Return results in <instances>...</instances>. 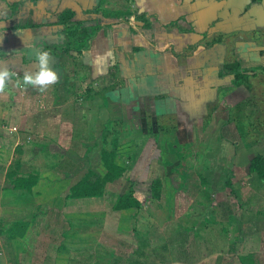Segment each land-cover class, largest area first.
I'll use <instances>...</instances> for the list:
<instances>
[{"label": "crops", "instance_id": "crops-1", "mask_svg": "<svg viewBox=\"0 0 264 264\" xmlns=\"http://www.w3.org/2000/svg\"><path fill=\"white\" fill-rule=\"evenodd\" d=\"M95 25L98 31L80 52L74 47L63 50L68 32ZM34 48L51 53L60 82L44 93L31 87L15 88L13 83L8 92L0 94V217L5 212L19 213L23 191L14 189L13 181L36 176V171L22 172V167L34 163L38 156L50 157L41 153L43 144L38 140L62 153L84 149L87 161H101V134L106 123L111 126L117 120L123 127L118 130L122 142L130 146V159L125 163L131 168L134 196L142 206L126 211L112 208V217L97 218L89 227L98 242L124 240L131 264H147L154 247L168 246V239L160 240L164 235H151L142 214L150 182L162 180L161 168L170 166L166 157L174 141L207 140L201 145L202 173L212 186L229 176L232 180L249 178L253 188L244 197L246 203L264 191V183L248 172L253 157L264 158V138L235 150L233 145L241 137L236 125L228 121V107L259 97L260 90L234 88L232 76L221 74L225 64L234 62L264 68V0L260 5L250 0H0V61L8 62L16 73L13 81L22 79L24 71H37ZM249 82L252 87L264 86V73L258 71ZM76 94L82 99L74 104ZM117 110L126 117H118ZM91 131L99 134L94 143L83 138L84 132ZM122 142L118 140L119 145ZM67 158L72 164L81 159L78 155ZM116 161L120 164L118 156ZM76 174L74 170L70 176ZM243 204L245 207V200ZM210 209L212 213L214 208ZM237 212L241 213L238 221L224 226L227 232L220 238V250L214 249L216 225L208 221L204 237L200 235L206 246L202 257L169 263L264 264V211L247 207ZM245 213L254 216L250 220ZM18 224L23 225L24 236L31 229L27 221L13 219L6 225L0 221V230L15 235L7 239L14 245L22 239ZM195 224L196 219L190 223L191 227ZM222 224L220 221V228ZM82 225L69 224L72 232L68 240L80 241ZM13 252L18 258L19 252ZM115 253L110 251L111 256ZM164 261L160 258L158 263Z\"/></svg>", "mask_w": 264, "mask_h": 264}, {"label": "rangeland", "instance_id": "rangeland-1", "mask_svg": "<svg viewBox=\"0 0 264 264\" xmlns=\"http://www.w3.org/2000/svg\"><path fill=\"white\" fill-rule=\"evenodd\" d=\"M259 86L260 88L257 86L252 87L256 92L260 90L259 97H253V109L250 105L245 104L236 112L238 122L243 125V132L246 131L248 126L250 127V123L252 126L253 122L258 126L257 128H262V131H264V86H261V84ZM73 92L79 93L76 90ZM79 99H82V97L76 94L73 97L74 104H77ZM126 115L120 111L117 112V116L123 119ZM117 122L119 125L121 124V120H117ZM109 124L106 123L105 129ZM122 128L121 126V130L120 128L119 130L123 131ZM103 133L100 138L101 148L104 144ZM121 134L122 132L118 135V140L122 142L123 134ZM98 135L94 131L84 132L83 138L86 142L94 143ZM209 136L212 135L209 134ZM172 137L174 139L175 135L173 134ZM74 138H78L77 135ZM38 142L43 144L41 153L46 152L50 157L41 158L38 156L34 163H27L22 167V172H37L35 176L38 178L36 185L29 194H26L25 191L21 192L19 213H15L13 216V214L5 212L0 217V221L4 225L13 219L21 220L27 221L31 229L27 230L25 236V231H22V239L20 241L15 240V245L7 240L14 235L13 232L5 229L0 230V254H5V256L0 255L2 257L0 264H131L127 259L130 258V253L127 252L128 248L124 244V240L118 239L119 241L116 242L112 238H105L98 242L97 239L93 238L94 235L96 236L94 234L96 232L89 227V224L96 222L97 218L103 221L104 216L112 217V208L114 209V205L126 190L131 168L125 162L130 159V146L124 144V141L120 145L117 144L116 156H118L120 165L126 167V172L122 178L108 184L102 197L75 200L67 198L71 187L89 171L102 177L105 173L102 162L97 159L87 161L84 149L73 148L62 153L61 150L53 149L54 147H46L43 139L38 140ZM206 143L207 140L205 139H197L195 143L189 141L186 144L174 141L175 147L171 146L169 158L166 157V159L171 160L168 162L170 166H163L164 168H161L162 171L159 174L162 176V180L159 178V180L150 182V185H154V182L157 181V188L160 192L159 199L154 200L150 195L144 198L143 206L146 210H143V214H141L149 222L150 226L148 228L151 235L155 237L156 232H159L160 236L164 235V237H160L161 241L164 238L168 239V246L154 247L153 250L158 252L161 259L165 260L163 264H170L171 260L192 262L202 257L201 254L206 246L201 244V240H203V231L206 229L205 224H208V221L216 225L213 230L214 249L220 250L222 248L220 238L227 232L224 226L238 221L237 217L241 213L237 211L247 207H256L260 211H264V191L253 197L254 199L247 200V203L244 199V197H248L253 188L252 181L249 178L247 181L243 177L230 180L229 176L227 181L213 182L214 186L207 182L206 178L203 177L202 172H204L205 167L201 162L204 158V150H202L204 147L201 148V145L204 146ZM74 144L76 145L75 141ZM238 145L246 148L247 143L241 138L237 145H233L235 150L239 147ZM36 151L38 150L36 149ZM88 152L91 153L92 151L89 150ZM75 155H78L81 159L73 160L72 164V160L67 157H74ZM82 160H84V164L82 162L77 164V161ZM74 170H77V174L70 176ZM218 172H220V168H218ZM221 172H225L224 167ZM156 174L158 175L157 172L154 173V175ZM91 179L93 178L91 177ZM228 181L231 182L234 194L226 187ZM244 181L247 182V186L244 185ZM254 181L258 184L256 179ZM260 184H263L261 180ZM246 191L248 192L243 194ZM219 192L220 194H218ZM241 195H244L242 200ZM210 208H214L212 213H209ZM99 211L101 213H98ZM247 216L251 220L254 215L245 213V217ZM261 216L264 219V212ZM195 219L196 224L191 227L190 223ZM220 221L224 223L222 228L219 226ZM244 221L247 222L248 220ZM74 223L83 224L79 231L81 233L79 234L80 241H77V238L68 240V236L72 232V226L69 227V224L73 225ZM232 231L229 230L228 233ZM184 245H187V247H182ZM1 248L4 250L3 252ZM14 249L17 253L19 252L18 258L16 253L13 252ZM110 251H116V253L111 256ZM153 251L152 254H154ZM152 254L148 257L147 264H160L158 263L160 258ZM93 258L96 259L94 263ZM98 258L101 259L98 260Z\"/></svg>", "mask_w": 264, "mask_h": 264}, {"label": "trees", "instance_id": "trees-1", "mask_svg": "<svg viewBox=\"0 0 264 264\" xmlns=\"http://www.w3.org/2000/svg\"><path fill=\"white\" fill-rule=\"evenodd\" d=\"M252 2L259 3L260 0H252ZM99 26H91L83 28L76 32H68L67 40L65 47L63 50H69L71 47H74L77 52H80L82 48L86 46L88 41L96 34ZM241 62L228 63L223 66L222 76L231 75L232 76V86L234 88L244 86L247 90L252 91V85L249 82L250 77H256L258 71L264 73V68L259 66L258 68H249L242 67ZM262 69H261V68ZM258 70V71H257ZM257 72V73H256ZM253 97H249L244 101H240L235 105L228 107L229 118L228 121L230 123H234L236 128L239 130L240 137L244 139L247 143L246 147H250L255 144L258 140L264 138V131L262 128H257L254 122L249 124L246 128V131H242L243 125L237 120V111L242 105H250L253 109ZM252 102V103H251ZM122 124V123H121ZM120 124V125H121ZM254 124V125H253ZM119 123H114L104 130L103 133V148L100 152V160L104 166L105 173L102 177L94 175L93 172L89 171L86 175L80 179L71 189L67 195L69 199H79V198H95L102 197L105 192V188L108 184H111L118 179L122 178L125 174L126 169L124 165H120L116 161V149L118 144V135L120 134L119 128H121ZM256 127V128H255ZM117 128V130H116ZM263 132V133H261ZM249 137L248 139H246ZM251 139V140H250ZM248 140V141H247ZM248 172L250 175H255L264 183V158L262 156H255L250 161ZM91 177L93 179H91ZM231 180V179H230ZM38 181L37 177H20L13 181L14 189H18L25 192H31L33 187L36 185ZM156 183V186H155ZM157 181L154 182V185H151L150 197L154 200L159 199L160 192L159 188H157ZM134 187L135 183L131 180L128 182V186L124 193L118 199L116 205H114V209L117 211H126L132 209H140L142 206L141 202L134 196ZM226 187L230 189V192L233 193L231 182L228 181ZM21 229H19L18 234L22 235L24 232V227L22 224H18ZM23 231V232H22Z\"/></svg>", "mask_w": 264, "mask_h": 264}, {"label": "clouds", "instance_id": "clouds-1", "mask_svg": "<svg viewBox=\"0 0 264 264\" xmlns=\"http://www.w3.org/2000/svg\"><path fill=\"white\" fill-rule=\"evenodd\" d=\"M33 53L37 71H24L22 79L17 77L15 81L13 78L16 73L7 66L8 62L0 61V94L8 92L9 86L13 83L15 88L31 87L44 93L60 82V75L53 67L54 58L51 53L36 48L33 49Z\"/></svg>", "mask_w": 264, "mask_h": 264}, {"label": "flooded vegetation", "instance_id": "flooded-vegetation-1", "mask_svg": "<svg viewBox=\"0 0 264 264\" xmlns=\"http://www.w3.org/2000/svg\"><path fill=\"white\" fill-rule=\"evenodd\" d=\"M250 1H251L252 4L260 5V3H261L262 0H260L259 3H257V2H252V0H250Z\"/></svg>", "mask_w": 264, "mask_h": 264}]
</instances>
